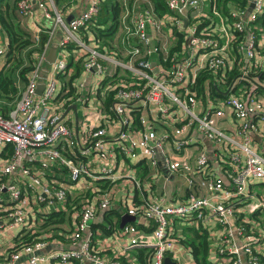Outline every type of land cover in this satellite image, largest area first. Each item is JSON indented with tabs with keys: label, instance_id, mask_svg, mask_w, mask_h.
Wrapping results in <instances>:
<instances>
[{
	"label": "built area",
	"instance_id": "1",
	"mask_svg": "<svg viewBox=\"0 0 264 264\" xmlns=\"http://www.w3.org/2000/svg\"><path fill=\"white\" fill-rule=\"evenodd\" d=\"M83 1L74 0L73 4ZM252 2L254 8L250 11ZM101 5L102 0H88L85 10L67 24L54 0L18 2L22 17H31L38 6L47 19L53 20L64 31L56 61L51 65L54 75L69 70L65 55L69 43L75 42L85 51L82 68L99 77L95 91L102 97L104 117L115 120L118 131L112 136L114 143L106 140L109 126L93 127L82 137L74 133L62 117V103L55 110L52 107L59 94V78L49 80L42 96L37 94L38 71L45 62V51L15 110L7 116L0 111V153L4 150L8 155L6 148L13 147V156L0 165V234L18 231L12 247L0 257V264L52 261L104 264L93 252L91 235L87 236L86 232L99 212L110 209L113 188L102 191V196L95 200L82 198L78 209L71 212L75 227L70 240L74 249L42 255L51 243L47 233L18 251L13 249L21 232L35 228L32 218L36 211L59 210L69 198L67 185L44 182L48 171L55 166L66 168L72 183L91 178L115 184L118 177L110 167V161L116 153L133 160L148 161L155 168L160 164L167 178L178 177L189 188L187 197L176 205L155 199L131 208L128 214L151 223L152 232L145 234L133 224L126 225L122 234L130 238L128 249H153L151 263L165 264L168 254L176 246L172 228L175 222L199 224L215 219L225 232L217 248L219 256L229 257L231 264H264L258 255L264 240V195L250 191L252 181L264 183V155L253 145L257 120L264 105L256 95V84L250 85L247 91L238 86L251 81L249 72L257 54V30L262 28L257 21L264 14V0H249L247 8L232 7L230 18L222 17L213 7L211 13L220 19L221 31L226 33L224 44L206 30L205 25L199 27L204 24L199 21L204 0H167V19L157 15L150 1L139 11L124 4L118 29L121 56L117 55L123 59L116 57L115 52L89 49L77 37L81 30L96 21ZM228 26L233 28L231 33ZM166 31L175 39L174 44L160 38ZM178 34L183 35L181 46ZM35 39L40 42L39 36ZM235 43H238L237 51L243 58L240 64L244 72L230 85H227L230 76L223 80L231 90L224 99H212L209 91L202 96L197 87L198 78L206 72L211 76L208 84L213 82L220 88L215 75L229 68V46ZM5 53L1 47L0 57ZM84 87V83L78 86L79 94L85 91ZM111 91H114L113 102L107 106ZM79 97L80 103L87 101L86 94ZM133 106L137 108L133 109ZM228 115L236 123L231 133L220 125ZM107 121L110 125L111 121ZM199 136L227 149L225 159L229 163L227 176L231 189L228 190L225 181L216 176L205 152L192 151ZM61 146L67 154L62 152ZM94 154L103 162L98 172H94L88 162ZM24 178L29 179L25 190L18 184L25 185ZM251 199L256 202L247 204V216L240 215V205ZM10 250L13 251L10 253ZM113 264L123 263L115 261Z\"/></svg>",
	"mask_w": 264,
	"mask_h": 264
},
{
	"label": "crops",
	"instance_id": "2",
	"mask_svg": "<svg viewBox=\"0 0 264 264\" xmlns=\"http://www.w3.org/2000/svg\"><path fill=\"white\" fill-rule=\"evenodd\" d=\"M151 0H121V3L129 5L131 9L139 11ZM206 0H204L203 12L200 14V22H203L206 30H210L219 38L220 42L224 44L226 42L225 32L223 33L220 28V19L213 15L205 6ZM152 3V2H151ZM135 4V5H134ZM153 4V3H152ZM88 5V0H84L78 4L74 3L70 8H67L62 12V15L65 19L71 16L80 15ZM154 6V5H153ZM158 15V14H157ZM159 16V15H158ZM21 17V23L25 31L29 32L34 39L41 35L42 31L49 29V43L46 48V57L48 56L50 50L55 47L57 49V55L59 51V43L63 38L64 31L62 27L56 26L53 20L47 19L43 12L35 6L34 14L31 17ZM160 18L167 17L165 15L159 16ZM89 28V27H88ZM88 28L83 32V37L81 38L80 32L77 34V37L88 45L87 48L93 49L97 48V43L95 41V35L88 30ZM258 28V27H257ZM54 30V33L52 32ZM229 33L233 31L232 27L228 26ZM52 32V36H51ZM258 47L256 59L253 62L252 70L250 73L251 81H244L240 85V89L247 91L249 90L246 87L245 83H249L251 86L253 84L257 85L256 95L262 101L264 105V28H258ZM116 37L118 44L115 42ZM115 37V43H113V49H110L108 52H115L117 55L121 56V49L119 43V32ZM160 38L162 41H168L170 44H174L176 41L171 37L169 32H165L164 35H161ZM72 43L75 45L72 46ZM7 38L0 27V48H4L7 53ZM72 48V49H71ZM229 68L215 75L216 84H219L223 92H227L228 86L223 83V80L228 78L233 72L237 71L238 74L242 72V55L236 51L234 45L229 46ZM99 50V49H98ZM71 52L75 58V61H84L85 51L80 48L75 42H71L67 45L65 49L66 59L69 60ZM6 53L5 60L4 56L0 57V72L6 66ZM239 56V58H238ZM57 57V56H56ZM123 59L121 57H118ZM69 62V61H68ZM246 62V61H245ZM241 63V64H240ZM83 64V63H82ZM52 64L47 63L46 58L38 71L40 80H44L45 84L49 80L54 78H59L58 86V96L53 102V109L60 107L62 101L61 98L58 100L59 96L62 94L65 95L69 92V88L65 90L64 84L69 78L74 74V68H70L66 73L62 74L64 76L60 79L59 75H54L52 71ZM38 66V65H37ZM246 68V66L244 67ZM244 72V71H243ZM242 72V73H243ZM99 77H96L92 73H86L82 69L80 78L76 80L73 84V88L76 90L81 83L85 84L84 92L79 88L80 92H83L81 95H87V101L85 103H80L79 98L77 97L75 101H72L69 106H64L62 103V117L67 122L68 126L72 128L74 133L82 137L86 132L91 128H101L107 127L110 128V133L106 139L109 143L112 142V136L115 135L118 131V126L116 121L110 119L109 117H104L103 105L101 104L102 97L99 94H96L95 88L97 87V82ZM19 88L21 89L20 84L18 83ZM63 89L65 91H63ZM78 92V90H77ZM212 99H219L216 96H212ZM209 102V100H206ZM11 106V105H9ZM74 106H77V110L74 109ZM148 112L145 110V113ZM111 121V124H108V121ZM221 127L227 132L231 133L236 128L235 121L228 115L226 119L220 121ZM258 130L253 137L254 148L258 153L264 155V111L260 118L257 120ZM60 148L63 149V146ZM198 150L205 152L209 162L211 163L213 170L219 178L225 181V186L229 190L231 189V184L228 179L227 173L229 168V163L225 157L228 155V151L224 147H218L214 143L209 142L203 136H199L197 143L192 148V151L197 153ZM64 154H67V150L64 148L62 151ZM9 156L3 152L0 153V165H4L8 160ZM88 162L91 165V169L94 172H98L100 166L102 165L101 158L94 154L88 158ZM110 167L113 169L114 174L118 177L115 184H110L107 180H93L91 178H82L77 183L71 182V177L69 171H65L66 168H61L55 166L50 171L47 172L45 183H61L69 187V196L71 200L77 199L76 196H82V198L90 200H95L97 196L100 198L102 196V191L106 189L113 188L112 199L110 209L107 211L99 212L95 220L90 222L89 229L86 232V235H91V246L94 253H96L104 262V264H113L115 261L121 262L124 260L127 264H141L136 259V253L140 247H134L128 249L130 244V238L125 237L122 234L121 222L124 215L128 214V211L134 206L143 204L146 201H151L155 199H162L166 204L176 205L181 200L187 197L189 194V188L184 183L182 179L178 177H169L164 173L162 168H155L151 166L148 161L133 160L124 156H121L119 153H116L110 161ZM145 169H149L146 173ZM67 170V169H66ZM25 185L22 182L18 184L25 190L27 189L26 184L29 182V179L24 178ZM250 191L257 195H264V183L252 181L250 184ZM101 193V194H100ZM81 199H77L78 202H75V205L71 204L70 214L75 212L78 208L77 205L79 202H82ZM69 199V198H68ZM255 203L256 201L251 199L247 202H243L240 205L238 213L242 216H247L246 207L248 203ZM68 200L63 206L68 207ZM53 210V209H52ZM51 210L44 209L42 213L36 211V215L32 218V226L37 227L42 224L41 216L49 213ZM118 213L122 215L120 220V226L118 228H112L108 223H106L105 217L108 216L109 212ZM114 218H110L111 221L116 224L117 218L113 215ZM135 225L141 232L149 234L152 232V224L145 221L140 217H135L134 223H128L127 225ZM103 226L107 228L106 231ZM75 223L72 219V214L70 218V223L63 226L64 231H59L55 239L50 243V246L42 254H48L53 251H63L74 249V246L71 244L70 236L74 230ZM174 231V240H175V249L168 254L167 258H170L173 263L176 264H196L194 257L192 255L191 249L186 245L184 241L193 237L195 229L203 228L209 234L211 247L209 251V260L213 264H231L229 257H221L217 253V248L220 244L221 237L225 234L223 228L218 225L215 219H209L202 223L195 222H182L177 221L172 225ZM18 231L13 232L12 234H0V257H4L7 254L8 250L12 247V240ZM109 232V233H107ZM50 248V249H49ZM142 249V248H141ZM258 255L264 261V240L261 242L258 248ZM122 263V262H121ZM44 264H59L56 261L46 262ZM74 264V263H68ZM152 264V263H151Z\"/></svg>",
	"mask_w": 264,
	"mask_h": 264
},
{
	"label": "trees",
	"instance_id": "3",
	"mask_svg": "<svg viewBox=\"0 0 264 264\" xmlns=\"http://www.w3.org/2000/svg\"><path fill=\"white\" fill-rule=\"evenodd\" d=\"M21 0H1L0 1V27L4 32L8 46L6 53V66L0 72V111L6 116L12 111L16 104L21 99V96L29 83V80L32 74L35 72L37 65L39 63V58L46 51L47 45L49 43V29L42 31L40 35V42L37 43L36 39L27 31L24 30L21 17L18 11V2ZM74 0H54L55 6L58 11L62 13L67 8H70ZM154 5L155 12L159 16H163L169 13L167 8V0H151ZM206 8L213 12V7L215 6L218 13L224 18H230V11L232 7L247 8L249 6V0H206ZM123 12V3L121 0H102V5L100 13L97 16V19L92 23L88 30L95 35V41L97 47L100 51H109L113 49V43L115 37L118 33L120 25V16ZM257 25L264 28V14L258 19ZM204 26L200 24L199 27ZM80 31L81 38L83 39V32ZM179 45L183 44V35L178 34ZM85 39V38H84ZM244 40V36L242 37ZM75 45L72 43V46ZM238 43L234 44V47L237 51ZM76 46V45H75ZM72 49V48H71ZM29 51L26 55V60L24 59V54ZM238 52V51H237ZM239 58V56H238ZM68 69L71 67L74 68V74L69 78L68 81L64 84L65 90L69 88V92L62 96H59L58 100L61 98L64 106H69L72 101H75L79 97V92L73 88V84L76 80L80 78L82 73V63L83 61H75L73 53L68 60ZM11 66V69L8 67ZM202 73L198 78V91L202 96H206L207 91L211 93L212 96L224 99L225 95L220 90L221 88L215 87L213 82L208 84V80L211 78L209 74ZM238 75V72L235 71L230 75L227 85H230L232 80ZM60 79L64 76L59 75ZM18 83L21 86V89L18 86ZM246 86L249 87L250 84L246 83ZM63 89V91H65ZM109 98L106 101V105L109 106L113 102L114 91L109 93ZM11 105V106H9ZM133 109L137 107H132ZM7 151L9 152L7 156H13V147L8 146ZM148 173V169H145ZM65 171H68L65 169ZM89 197V196H88ZM76 198L81 199L82 196H76ZM76 199V202H78ZM78 199V200H79ZM71 204L75 205L74 201L71 200V196L68 199V207L61 206L59 210H51L49 213L42 215L40 218L42 224L38 225L35 228L24 230L19 234L15 239V244L17 245L13 250L18 251L20 247L24 245H29L40 240L44 233H47L50 236L51 241L55 239L59 231H64L63 226L70 223V209ZM72 212V211H71ZM117 218V223L114 224L111 221V217ZM257 217V215H254ZM122 215L118 213L109 212L108 216L105 217L106 223H108L112 228H118L120 226V220ZM106 231L107 228L103 226ZM203 228L195 229L194 235L192 238L184 241L186 245L191 249L192 255L196 264H213L209 260V251L211 247V242L209 234L202 230ZM109 233V232H107ZM10 250V253L13 251ZM153 255V249L150 248H140L136 253V259L141 264H151ZM123 264H127L124 260L121 261Z\"/></svg>",
	"mask_w": 264,
	"mask_h": 264
},
{
	"label": "water",
	"instance_id": "4",
	"mask_svg": "<svg viewBox=\"0 0 264 264\" xmlns=\"http://www.w3.org/2000/svg\"><path fill=\"white\" fill-rule=\"evenodd\" d=\"M253 8H254V2H252L251 6H250V11ZM73 17L74 16H71V17L67 18L66 19V23L69 24L70 21L73 19ZM56 56H57V49L55 47H53L50 50L48 56L46 57L47 63L54 64V62L56 61ZM153 66L156 67V63H153ZM45 88H46V84H45L44 80H40L39 81V85H38V92H37V94L39 96H42L43 92L45 91ZM230 91L231 90H228L224 95L225 96H228L230 94ZM74 109L77 110V106H74ZM134 222H135V217L130 216L129 214H126L122 218L121 228L123 229L128 223H134ZM165 264H176V263H173L170 258H166L165 259Z\"/></svg>",
	"mask_w": 264,
	"mask_h": 264
},
{
	"label": "rangeland",
	"instance_id": "5",
	"mask_svg": "<svg viewBox=\"0 0 264 264\" xmlns=\"http://www.w3.org/2000/svg\"><path fill=\"white\" fill-rule=\"evenodd\" d=\"M134 5H135V4H134ZM59 28H60V27H59ZM115 42L118 44L117 37H116V41H115ZM115 42H114V43H115ZM28 52H29V51H27V52L24 54V59H25V60L27 59V58H26V55H27ZM3 59L5 60V56H4ZM8 68L11 69V66H9ZM99 81H100V79H99ZM16 105H17V104H16ZM15 108H16V107H14V108L12 109V111L15 110ZM74 201L76 202V199H74ZM17 233H18V232H17ZM17 233H16V234H17Z\"/></svg>",
	"mask_w": 264,
	"mask_h": 264
}]
</instances>
